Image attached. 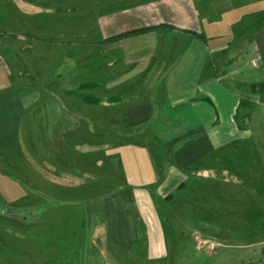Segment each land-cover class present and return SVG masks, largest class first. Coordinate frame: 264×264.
Here are the masks:
<instances>
[{
    "label": "crops",
    "instance_id": "crops-1",
    "mask_svg": "<svg viewBox=\"0 0 264 264\" xmlns=\"http://www.w3.org/2000/svg\"><path fill=\"white\" fill-rule=\"evenodd\" d=\"M89 13L95 38L83 37L87 24L57 20L55 41L39 40L46 92L21 96L28 117L15 131L26 156L35 147L57 162L62 187L87 191L76 200L83 228L104 227L121 247L143 240L158 258L160 220L168 212L183 224L192 187L221 199L232 183L264 203V181L256 191L241 175L264 172V126L254 128L264 125V0H90ZM27 46L33 76L39 55ZM9 76L0 57V91ZM11 140L0 133L10 154Z\"/></svg>",
    "mask_w": 264,
    "mask_h": 264
},
{
    "label": "rangeland",
    "instance_id": "rangeland-1",
    "mask_svg": "<svg viewBox=\"0 0 264 264\" xmlns=\"http://www.w3.org/2000/svg\"><path fill=\"white\" fill-rule=\"evenodd\" d=\"M89 4L90 0H0V57L12 74L0 91V133L15 142L8 141L15 146L10 154L0 141V264H264L263 199L248 197L240 186L241 190L229 183L221 199L217 189L202 198L199 188L192 187V201L178 208L187 212L181 215L183 224L176 215L162 216L165 252L150 258L143 240L121 247L106 228L96 234L89 226L83 228L86 205L76 200L87 196V191L62 187V178H57L62 168L57 172V162H46L35 147L26 156L15 137L19 116L28 117V111L21 113L20 99L32 91L46 92L42 79L51 68L43 71L40 49L45 46L39 40L55 41L51 36L57 20L87 24V29L80 28L88 30L83 37L95 38L99 32L92 25L97 19L89 13ZM44 22L49 24L47 32L40 28ZM31 44L39 55H33L38 68L33 76L23 67ZM80 93L87 98L88 90ZM262 126L258 123L254 128L258 132ZM47 175L51 182L46 181ZM241 175L252 182L251 189L263 190L264 172ZM211 242L213 249L207 246Z\"/></svg>",
    "mask_w": 264,
    "mask_h": 264
},
{
    "label": "trees",
    "instance_id": "trees-1",
    "mask_svg": "<svg viewBox=\"0 0 264 264\" xmlns=\"http://www.w3.org/2000/svg\"><path fill=\"white\" fill-rule=\"evenodd\" d=\"M150 29H152V27H146V28H140V29H134V30L122 32V33H119L117 35L110 37L108 40H119V39H122L124 37L134 35V34H137V33L143 32V31H147Z\"/></svg>",
    "mask_w": 264,
    "mask_h": 264
},
{
    "label": "built area",
    "instance_id": "built-area-1",
    "mask_svg": "<svg viewBox=\"0 0 264 264\" xmlns=\"http://www.w3.org/2000/svg\"><path fill=\"white\" fill-rule=\"evenodd\" d=\"M253 63L255 64V61H253ZM206 241H204L205 243ZM202 243V241H200V244ZM209 248H215V244H213V242H211L209 245H207Z\"/></svg>",
    "mask_w": 264,
    "mask_h": 264
}]
</instances>
